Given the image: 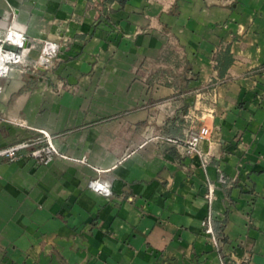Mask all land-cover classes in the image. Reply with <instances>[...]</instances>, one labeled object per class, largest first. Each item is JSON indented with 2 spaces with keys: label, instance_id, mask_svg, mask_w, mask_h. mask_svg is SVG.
I'll return each mask as SVG.
<instances>
[{
  "label": "crops",
  "instance_id": "obj_1",
  "mask_svg": "<svg viewBox=\"0 0 264 264\" xmlns=\"http://www.w3.org/2000/svg\"><path fill=\"white\" fill-rule=\"evenodd\" d=\"M12 23L29 63L61 51L0 79V116L88 162L0 156V264H219L209 182L231 260L264 264V0H0V37ZM201 126L206 167L166 140ZM35 136L0 121V149Z\"/></svg>",
  "mask_w": 264,
  "mask_h": 264
},
{
  "label": "built area",
  "instance_id": "obj_2",
  "mask_svg": "<svg viewBox=\"0 0 264 264\" xmlns=\"http://www.w3.org/2000/svg\"><path fill=\"white\" fill-rule=\"evenodd\" d=\"M27 42L28 37L24 31L19 29L13 23L9 25L6 33L0 37V79H5L7 81L13 76V72L19 71L23 73L29 69V67H49L53 64L56 57L59 56L61 51V44L59 41L45 39L39 50V54L32 63H29L27 59L29 55ZM5 89V84L0 83V97ZM1 120L6 121L7 119L0 117V121ZM7 121L14 122L15 124L27 128L37 134V136L31 139L23 140L0 150V156L6 157L9 161L19 160L21 158L20 153L26 150L27 156L40 165H48L56 158L69 159L82 163L88 162L87 155L72 157L61 151L56 136L47 128L35 127L24 121L10 119ZM209 134L210 130L207 126L192 127L185 139L167 137L166 140L182 145L189 154H198L202 159L203 167H206L208 165V156L206 153L202 152L200 144L209 136ZM97 172H99V176L93 177L89 181V188L99 195L111 197L113 195L111 184L102 178L100 174L102 170L97 169ZM219 182L221 184H226L227 178L222 175ZM216 190V183L209 182L205 194L208 213L202 223L204 232L213 246L220 253L219 264H245L231 260L232 254L229 255L224 249V239L215 229L213 207L216 199Z\"/></svg>",
  "mask_w": 264,
  "mask_h": 264
},
{
  "label": "rangeland",
  "instance_id": "obj_3",
  "mask_svg": "<svg viewBox=\"0 0 264 264\" xmlns=\"http://www.w3.org/2000/svg\"><path fill=\"white\" fill-rule=\"evenodd\" d=\"M57 58L58 57H56V59L54 60V62H53V64L51 65V66H49V67H43V68H47V69H49V68H51V67H53L54 65H55V62H56V60H57ZM0 117H2V118H5V119H7V120H17V121H24V122H26L25 120H23V119H20V118H9V117H5V116H0ZM3 121V120H1V122H5V123H8V124H13V125H17V124H15L14 122H8V121ZM27 124H29L28 122H26ZM31 125V124H30ZM17 126H19V125H17ZM32 126H34V125H32ZM22 127V126H21ZM36 127V126H35ZM29 130V129H28ZM31 131V130H30ZM18 142H21V141H17V142H15V143H12V144H10V145H8V146H6V147H3V148H1L0 150H2V149H5V148H7V147H9V146H12V145H14V144H16V143H18Z\"/></svg>",
  "mask_w": 264,
  "mask_h": 264
},
{
  "label": "trees",
  "instance_id": "obj_4",
  "mask_svg": "<svg viewBox=\"0 0 264 264\" xmlns=\"http://www.w3.org/2000/svg\"><path fill=\"white\" fill-rule=\"evenodd\" d=\"M226 53H228V49L226 50ZM228 59V58H227ZM229 59H231V58H229ZM229 61V60H228ZM231 61V60H230ZM218 233L220 234V232L218 231ZM221 235V234H220Z\"/></svg>",
  "mask_w": 264,
  "mask_h": 264
}]
</instances>
